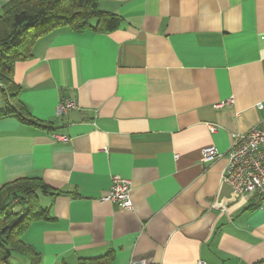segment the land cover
Listing matches in <instances>:
<instances>
[{
    "label": "crops",
    "instance_id": "crops-1",
    "mask_svg": "<svg viewBox=\"0 0 264 264\" xmlns=\"http://www.w3.org/2000/svg\"><path fill=\"white\" fill-rule=\"evenodd\" d=\"M98 3L117 28L50 30L14 65L38 124L0 118V185L40 177L57 191L39 195L49 218L23 241L39 264L107 253L106 264L264 259V199L221 180L230 133L264 119V0ZM65 99L76 107L57 115ZM207 146L221 155L203 161ZM113 175L130 180L132 209L101 200Z\"/></svg>",
    "mask_w": 264,
    "mask_h": 264
},
{
    "label": "trees",
    "instance_id": "trees-1",
    "mask_svg": "<svg viewBox=\"0 0 264 264\" xmlns=\"http://www.w3.org/2000/svg\"><path fill=\"white\" fill-rule=\"evenodd\" d=\"M118 15L103 11L98 0H10L0 11V98L7 104L0 118L18 117L23 123L38 124L28 116L14 81V65L31 56L36 39L50 30L94 29L110 31L119 26ZM40 124V123H39ZM40 177H17L0 185V261L10 262L11 252L25 254L30 264H39L38 253L26 244L23 233L32 221L48 219V209L41 206L39 195H55ZM110 253L80 264H106ZM255 264H264V259Z\"/></svg>",
    "mask_w": 264,
    "mask_h": 264
},
{
    "label": "built area",
    "instance_id": "built-area-1",
    "mask_svg": "<svg viewBox=\"0 0 264 264\" xmlns=\"http://www.w3.org/2000/svg\"><path fill=\"white\" fill-rule=\"evenodd\" d=\"M4 88L0 82V89ZM233 103L232 98L215 104L220 107ZM76 107L74 99H65L57 106L56 113L61 115L66 109ZM209 131L214 132L216 126L208 125ZM54 141L67 142L69 137L53 132ZM230 146L226 151L227 164L222 171L221 180L232 187L234 191L242 195L255 194L259 200L264 199V119L245 133H230ZM221 154L214 146L204 147L201 151V159L210 162ZM130 180L120 175L111 177V185L101 200L111 201L120 207L130 210L133 208ZM131 264H140L133 262ZM198 264H204L199 261Z\"/></svg>",
    "mask_w": 264,
    "mask_h": 264
},
{
    "label": "rangeland",
    "instance_id": "rangeland-1",
    "mask_svg": "<svg viewBox=\"0 0 264 264\" xmlns=\"http://www.w3.org/2000/svg\"><path fill=\"white\" fill-rule=\"evenodd\" d=\"M7 107H8V104L2 98H0V109H6ZM22 257L24 256L14 252L12 256L10 257V262L12 264H20Z\"/></svg>",
    "mask_w": 264,
    "mask_h": 264
}]
</instances>
